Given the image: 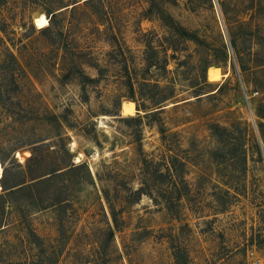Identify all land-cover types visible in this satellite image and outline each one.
Here are the masks:
<instances>
[{
	"label": "rangeland",
	"instance_id": "obj_1",
	"mask_svg": "<svg viewBox=\"0 0 264 264\" xmlns=\"http://www.w3.org/2000/svg\"><path fill=\"white\" fill-rule=\"evenodd\" d=\"M0 83V264H264V0H0Z\"/></svg>",
	"mask_w": 264,
	"mask_h": 264
},
{
	"label": "trees",
	"instance_id": "obj_2",
	"mask_svg": "<svg viewBox=\"0 0 264 264\" xmlns=\"http://www.w3.org/2000/svg\"><path fill=\"white\" fill-rule=\"evenodd\" d=\"M175 31L178 33V35L185 37L187 39L200 40V38L196 34V32L189 31L186 27H184L181 24L177 23V25L175 26ZM9 54L12 58V62L17 63V65H19L18 60L14 56V54L13 53H9ZM12 62H10V63H12ZM232 65H233V69L235 71H236V69H238L241 72V71H245L247 69L245 62L243 61V57H241V56H238V57L236 56V59L232 62ZM12 81L16 86H18L15 78H13ZM1 88L2 87H1V83H0V93H1ZM130 90L132 92L134 91L132 84H130ZM166 99L167 98H164L161 101H165ZM149 113H151V112L145 113V115H148ZM177 161L180 163L179 168H176ZM185 166H186V163L182 160H179L176 157L174 162H171V164L168 166L167 172H159V174L162 177H169L171 179L172 184H173V186L177 192L176 195L171 196V198L169 200L170 203H174V200L176 201L177 199H180V197L182 195L187 194L189 191V186H188V183H187L185 176H184L185 175V170H184ZM165 190H166V192H168V189H165ZM171 193H173V191L170 192V194ZM174 258H175L176 264H189V256H188V253H187L185 248H181V247L176 248V250H174Z\"/></svg>",
	"mask_w": 264,
	"mask_h": 264
},
{
	"label": "bare ground",
	"instance_id": "obj_3",
	"mask_svg": "<svg viewBox=\"0 0 264 264\" xmlns=\"http://www.w3.org/2000/svg\"><path fill=\"white\" fill-rule=\"evenodd\" d=\"M37 24H38L39 28H43V27L47 26L49 24L48 17L45 15L38 17L37 18Z\"/></svg>",
	"mask_w": 264,
	"mask_h": 264
}]
</instances>
